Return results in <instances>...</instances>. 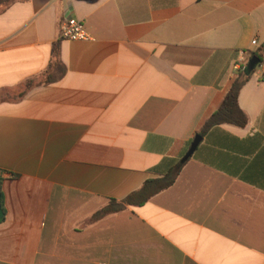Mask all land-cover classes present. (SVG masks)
<instances>
[{
	"label": "crops",
	"instance_id": "crops-1",
	"mask_svg": "<svg viewBox=\"0 0 264 264\" xmlns=\"http://www.w3.org/2000/svg\"><path fill=\"white\" fill-rule=\"evenodd\" d=\"M69 18L88 40L60 39ZM262 45L264 0L2 9L0 264H264V62L238 96L246 126L208 131L142 206L95 215L180 162ZM55 61L61 79L25 88Z\"/></svg>",
	"mask_w": 264,
	"mask_h": 264
},
{
	"label": "trees",
	"instance_id": "trees-1",
	"mask_svg": "<svg viewBox=\"0 0 264 264\" xmlns=\"http://www.w3.org/2000/svg\"><path fill=\"white\" fill-rule=\"evenodd\" d=\"M17 1L18 0H0V11ZM254 56H257L260 59V63L258 66L263 64L264 45H262L258 49V51L251 54L250 60ZM256 68L255 70L250 71L248 62L246 65L241 66L236 71L235 79L233 80L229 90L220 101L217 109L213 113H211L208 118L205 119L199 131L197 132V135H200L202 137L211 129L218 127L222 124H229L239 127L246 126L248 120L245 113L240 109L238 105V96L241 88L251 78L253 73L256 71ZM64 74V65L59 61H55L50 64L48 69L43 73L39 83H36L33 80H29L27 81L25 88H29L35 84L41 85L54 83L57 80L61 79ZM182 167L183 164H180L179 160L175 163H172L171 166L168 167V169L164 172L161 177L147 180L138 191L133 192L124 200H110L105 207H103L95 214L96 218L110 215L113 213H118L124 210L127 206H142L157 194L170 188L176 182ZM2 184L3 178L0 176V197L3 209Z\"/></svg>",
	"mask_w": 264,
	"mask_h": 264
},
{
	"label": "built area",
	"instance_id": "built-area-1",
	"mask_svg": "<svg viewBox=\"0 0 264 264\" xmlns=\"http://www.w3.org/2000/svg\"><path fill=\"white\" fill-rule=\"evenodd\" d=\"M60 39L66 41H85L90 38L89 34L86 32L82 21L77 18H69L63 21L59 28ZM236 66L237 69L240 68V63Z\"/></svg>",
	"mask_w": 264,
	"mask_h": 264
},
{
	"label": "water",
	"instance_id": "water-1",
	"mask_svg": "<svg viewBox=\"0 0 264 264\" xmlns=\"http://www.w3.org/2000/svg\"><path fill=\"white\" fill-rule=\"evenodd\" d=\"M259 63H260V59L257 56L252 57L251 60L249 61V70L250 71L255 70V68L259 65ZM201 141H202V137L200 135H196L188 151L180 160V164H184L192 157V155L194 154L195 150L197 149ZM3 218H4V211L2 209L1 197H0V220H2Z\"/></svg>",
	"mask_w": 264,
	"mask_h": 264
},
{
	"label": "rangeland",
	"instance_id": "rangeland-1",
	"mask_svg": "<svg viewBox=\"0 0 264 264\" xmlns=\"http://www.w3.org/2000/svg\"><path fill=\"white\" fill-rule=\"evenodd\" d=\"M257 68H260V66H258Z\"/></svg>",
	"mask_w": 264,
	"mask_h": 264
}]
</instances>
